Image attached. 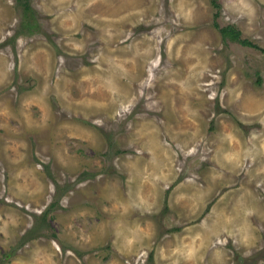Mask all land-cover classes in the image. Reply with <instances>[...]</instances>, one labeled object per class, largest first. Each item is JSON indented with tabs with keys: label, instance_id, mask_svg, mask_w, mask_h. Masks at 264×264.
I'll list each match as a JSON object with an SVG mask.
<instances>
[{
	"label": "rangeland",
	"instance_id": "1",
	"mask_svg": "<svg viewBox=\"0 0 264 264\" xmlns=\"http://www.w3.org/2000/svg\"><path fill=\"white\" fill-rule=\"evenodd\" d=\"M263 50L264 0H0V264H264Z\"/></svg>",
	"mask_w": 264,
	"mask_h": 264
},
{
	"label": "trees",
	"instance_id": "2",
	"mask_svg": "<svg viewBox=\"0 0 264 264\" xmlns=\"http://www.w3.org/2000/svg\"><path fill=\"white\" fill-rule=\"evenodd\" d=\"M219 31L221 32L223 37H228L233 41H238L239 43L250 44L247 40L241 39L239 36V31L235 30L231 26L220 27ZM250 45H252V44H250Z\"/></svg>",
	"mask_w": 264,
	"mask_h": 264
}]
</instances>
